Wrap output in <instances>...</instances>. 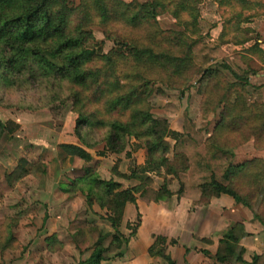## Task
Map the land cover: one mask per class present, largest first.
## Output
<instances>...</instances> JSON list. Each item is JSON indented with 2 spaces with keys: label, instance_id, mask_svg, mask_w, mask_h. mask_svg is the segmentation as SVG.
Here are the masks:
<instances>
[{
  "label": "trees",
  "instance_id": "trees-1",
  "mask_svg": "<svg viewBox=\"0 0 264 264\" xmlns=\"http://www.w3.org/2000/svg\"><path fill=\"white\" fill-rule=\"evenodd\" d=\"M205 1L0 0V96L34 92L42 106L73 103L80 145H60L73 176L62 189L71 197L81 194L91 208L105 210L113 230L102 231L91 255L79 264H109L111 252H115L114 258L126 256L130 238L141 225L140 212L130 238L124 236L121 226L127 205L137 207L139 199L150 197L160 204L177 197L201 206L227 196L249 209L264 227V159L235 163L236 149L250 141L256 151H264V102L253 100L249 92L250 75L255 72L248 68L240 75L224 62L226 44L245 46L256 39L254 30L245 25L264 17V0H216L220 10L227 9L216 43L208 41L200 27ZM164 14L174 19L176 29L161 27L159 18ZM230 25L241 34L234 40L228 37L234 33ZM94 27L112 43L107 52L105 41H96ZM260 46L256 39L247 51L263 60ZM162 87L179 92L164 94L170 102L165 108L174 111L177 107L172 101L196 88L202 115L219 117L207 138L199 141L202 131L194 124L192 131L185 128L178 133L168 119L154 116L150 98L154 90L163 94ZM20 106L34 109L32 103ZM5 135L6 126L0 120V141ZM132 140L146 152L145 166L134 167L130 176L139 179L140 185L124 188L114 179H101L89 165L93 159L89 151L104 144L109 152L122 154ZM30 166L21 157L16 170L9 173L0 163V191L13 192L29 175ZM160 172L164 183L155 191L149 174ZM168 178L177 180V191L171 189ZM14 225L16 222L8 221L0 228L1 252L16 243ZM248 236L241 223H232L215 253L200 252L208 264H264V254L255 255L250 263L245 261L241 241ZM108 238L111 241L106 245ZM154 238L151 255L164 264H180L168 254L167 239ZM202 240L212 244L210 239ZM48 241L56 242L54 237ZM176 244L172 239L170 245Z\"/></svg>",
  "mask_w": 264,
  "mask_h": 264
},
{
  "label": "rangeland",
  "instance_id": "rangeland-1",
  "mask_svg": "<svg viewBox=\"0 0 264 264\" xmlns=\"http://www.w3.org/2000/svg\"><path fill=\"white\" fill-rule=\"evenodd\" d=\"M124 1L131 2L132 0ZM225 10L227 11V9L220 10L216 0H206L201 6L200 27L208 41L215 43L218 41L226 23L223 16ZM256 20L262 22V31H264V17ZM159 21L165 30L177 28L174 19L169 14L160 16ZM229 28L234 31L228 34L229 39L234 40V36L241 35L238 31L235 32L233 25ZM93 32L98 43L105 41L99 27H94ZM252 37L259 39L261 35L254 32ZM256 39L245 46L226 44L224 49L228 56L224 62L240 75L245 74L248 68L252 69L255 73L250 75V95L253 100L264 102V50L263 60L247 51ZM111 47L112 43L105 41L104 52L110 50ZM227 75L232 82L235 81L230 73L227 72ZM161 90L163 94L154 90L150 98L156 118H163L165 112L169 113L171 115L170 126L172 123L173 127L182 130V133L185 128L191 130L194 124L197 130L202 131L198 137L199 141H203L212 133L219 117L218 115L209 117L202 115L201 97L195 87L187 91L185 95H179L178 100L172 101L177 111L165 108L170 102L165 100L166 95L164 94L171 95L179 92L163 87ZM0 99L1 101L3 99V106H0V120L6 126V135L0 141V163L8 169L9 173L16 170L21 157H26L32 163L29 175L15 185L13 192L3 194L0 191V228L8 221L16 222L13 228L16 243L12 249L0 251V264H79L91 255L101 232L108 234L113 233V230L105 219V210L98 206L91 208L81 194L71 197L62 189L71 183L73 176L70 171V160L62 152L60 145H70L73 141L80 145L75 134L78 115L73 112V103L70 101L66 104L52 103L49 106H42L39 95L34 92H18L13 96L1 94ZM23 103H32L34 109L20 106ZM252 142L236 149V164L245 159L256 158L253 153L246 152L249 148L255 150ZM241 151L245 153L242 154ZM89 152L93 156L89 165L97 171L101 179H114L122 183L124 188L140 185L139 179L130 177L134 167L143 168L146 164V152L139 142L132 140L122 154L109 152L104 144H100ZM116 172L122 174L123 177ZM149 177L152 179L151 189L159 190L164 183L163 172L151 173ZM168 181L171 188L176 185L172 190L177 191L179 188L177 180L168 178ZM228 199L232 201V198L228 197ZM140 201L145 205L154 203L150 197L149 200ZM225 210L222 209V212ZM138 211L136 207L131 214L127 212L124 217L121 232L126 238L131 237L139 223ZM140 222L141 225L136 235L130 238L131 243L126 250V256L114 258L115 252H111L109 264H164L163 259L151 255L150 249L155 243V236H165L156 234L149 228L141 229L143 227L142 218ZM163 223L170 230L172 221H163ZM232 223L239 222H226L225 229H228ZM222 231L221 236L226 230ZM171 233L165 237L168 244L167 252L176 260L184 259V264L191 262L188 260L191 251L202 255L200 250L210 248L216 252L219 246L218 244L217 249L213 248L211 247L213 243H205L202 240L205 238L195 235L192 239H183L179 235L172 237ZM212 236L210 235L211 238ZM53 237L56 242L49 243L48 239ZM172 239L177 241L176 245H170ZM110 241L111 238H108L105 244L109 245ZM184 249L186 250L185 255ZM257 250L261 255L264 254V244H260ZM253 253L256 251L248 250L244 258L251 262Z\"/></svg>",
  "mask_w": 264,
  "mask_h": 264
},
{
  "label": "crops",
  "instance_id": "crops-1",
  "mask_svg": "<svg viewBox=\"0 0 264 264\" xmlns=\"http://www.w3.org/2000/svg\"><path fill=\"white\" fill-rule=\"evenodd\" d=\"M261 24V21L255 19L253 23L247 24L245 26L252 28L254 32H257L261 35V37L258 39V42L261 45V49L264 50V31H262L263 28ZM162 117L168 119L171 122V115L169 113L165 112V115ZM171 127L172 130L182 133V130L173 127L172 123ZM71 144L77 145L75 141H73ZM246 152L249 154L253 153L254 157L256 158L264 159V151H255L249 148V151ZM241 153L244 154L245 152L241 151ZM246 160L248 159H245L241 162ZM173 184H175V182H173ZM173 187H176V185ZM173 187L171 189H173ZM194 204L195 203L191 200L178 199L177 197H173L171 200L165 203H152L151 205H145V203L138 200L137 207L141 216H143V227L141 229L149 228V230L154 231L156 234L165 237L171 233L170 231H173L171 233L172 237L179 235L183 239H192V237L195 235L199 238L210 239L213 243V246L211 247L217 249L219 241L222 238L220 232H223L222 230H227L225 229L227 227L226 222H239L245 227V231L250 234V238L246 237L241 241V244H244L245 246L246 253L248 250H255L256 253H253L254 256L261 255L257 248L260 244H264V227L259 222L254 220L253 213L251 211L244 208L242 205H236L233 200L230 201V199H228L226 196H223L219 199H214L210 203H206L201 207L194 206ZM135 208V205L128 204L126 207L125 216L127 212L131 214ZM222 209L226 210L222 212ZM168 220L172 221V227H170V230L163 223V221L168 222ZM144 224L146 225L145 227ZM210 235H213L212 238ZM204 249L215 252L210 248ZM185 253L186 250L184 249V255ZM190 254L191 256L188 260H191V262H189V264H208V259L203 254H197L195 251H191L189 255ZM244 259L246 262L250 263L248 260H246V258ZM179 262L180 264H184L185 260L182 259Z\"/></svg>",
  "mask_w": 264,
  "mask_h": 264
}]
</instances>
